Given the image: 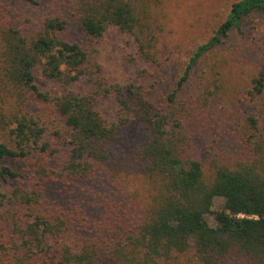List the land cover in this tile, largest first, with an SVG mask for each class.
I'll return each mask as SVG.
<instances>
[{
	"label": "trees",
	"instance_id": "obj_1",
	"mask_svg": "<svg viewBox=\"0 0 264 264\" xmlns=\"http://www.w3.org/2000/svg\"><path fill=\"white\" fill-rule=\"evenodd\" d=\"M16 1L0 0V123L11 137L0 141V207H7L0 214V264H179L185 259L188 264H264V135L257 117L246 118L250 155L231 165L197 158L184 117L170 109L198 59L228 38L244 17L254 11L264 16V0L231 5L174 81L166 113L145 96L142 84L111 82L86 48L66 40L67 18L61 12L43 14L36 30L26 32L30 21L20 23L11 12ZM149 2L71 0L68 10L88 39L116 26L132 37L137 58L158 62L162 28L151 18ZM37 66L44 77L66 86L84 77L88 87H66L49 98L35 81ZM252 83L248 93L255 100L264 91V64ZM109 96L119 104L116 119L98 108ZM35 98L53 102L54 118L62 125L53 132L58 141L46 139L47 128L24 112ZM132 123L144 133L136 157L148 188L144 214H119L111 218L107 234L71 244L67 232L81 218L78 186L98 179ZM217 196L223 203L213 210Z\"/></svg>",
	"mask_w": 264,
	"mask_h": 264
},
{
	"label": "rangeland",
	"instance_id": "obj_2",
	"mask_svg": "<svg viewBox=\"0 0 264 264\" xmlns=\"http://www.w3.org/2000/svg\"><path fill=\"white\" fill-rule=\"evenodd\" d=\"M70 1L36 0L34 4L19 0L12 4L11 12L20 23L30 21L28 33L36 30L35 23L43 14L61 12L67 18L63 33L66 40L77 41L86 48L111 82L142 84L145 96L166 113L169 110L167 95L187 60L199 44L212 36L238 0H150L151 18L162 28L158 62L137 58L132 37L116 26H109L98 38L88 39L80 22L68 10ZM260 27L264 29V16L260 12L244 17L228 38L198 59L188 82L170 106L184 117L185 131L196 144L194 154L203 161L216 159L232 165L250 155L246 142L249 114L257 117L259 130L264 135V91L255 100H251L248 93L253 77L264 64V36ZM140 69L146 72L141 74ZM33 73L39 90L49 98L62 93L66 87L77 91H86L88 87L84 77L66 86L44 77L40 66ZM52 107L53 102L35 98L25 106L24 112L27 111L39 126L47 128L46 139L58 141L53 132L62 125L55 120ZM98 108L106 117L116 119L119 104L114 96H109L100 99ZM10 138L8 127L0 123V141L10 142ZM143 140L144 133L135 123L130 124L100 167L98 179L78 186L76 195L81 218L67 232L66 238L71 244L81 245L94 236H102L113 224L111 218L119 214L127 218L144 214L148 188L136 161ZM222 203V197H214L212 209L221 208ZM6 208L0 207V214ZM206 219L210 225L215 224L212 214H207ZM179 264L188 262L185 259ZM225 264L249 263L226 260Z\"/></svg>",
	"mask_w": 264,
	"mask_h": 264
}]
</instances>
